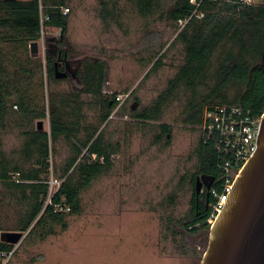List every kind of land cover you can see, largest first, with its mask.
I'll return each mask as SVG.
<instances>
[{
	"label": "rangeland",
	"instance_id": "1",
	"mask_svg": "<svg viewBox=\"0 0 264 264\" xmlns=\"http://www.w3.org/2000/svg\"><path fill=\"white\" fill-rule=\"evenodd\" d=\"M103 1L115 9L107 20ZM162 1L154 13H142L132 0H119L117 6L113 0H68L69 54L80 67L86 59L106 62L104 91L130 95L101 127L105 138L116 143L114 164L83 190L80 212L67 217L66 228L56 224L55 232L43 240L29 239L28 231H23L11 264H200L210 226L197 232L185 226L191 219L193 179L201 174L197 153L201 130L199 124L186 121L184 113L192 89L183 84L159 117L143 119L134 112L157 99L185 60L182 29L166 13L174 0ZM60 32L44 27L37 53L44 65L48 39H56ZM42 80L43 87L33 89L44 97L45 116L28 123L38 128L42 121L39 129L48 131L51 110L62 94L72 91L73 80L52 79L48 72ZM41 93L36 98L39 104ZM80 98L83 121H96L102 114L97 96L82 93ZM107 101L105 97L103 104L109 108ZM11 107L10 115L0 118V159L27 167L30 162L23 159L22 148L28 123L22 125L21 118H29L20 106ZM162 123L172 125V134L158 138ZM53 146V170L62 174L71 147L64 139ZM9 201L10 219L15 221L26 206L14 197L3 203Z\"/></svg>",
	"mask_w": 264,
	"mask_h": 264
},
{
	"label": "trees",
	"instance_id": "2",
	"mask_svg": "<svg viewBox=\"0 0 264 264\" xmlns=\"http://www.w3.org/2000/svg\"><path fill=\"white\" fill-rule=\"evenodd\" d=\"M113 1V6H117L119 0ZM196 1L200 2V9L206 15L190 21L180 31L185 43L184 63L152 104L134 111L137 117H159L167 101L183 84L192 89L184 106L188 122L200 125L205 109L221 104L241 105L255 113L264 109V2L239 9L235 2L227 0ZM67 2L0 0V118L10 115L13 104L20 106L29 118L27 121L21 118L22 125L45 116L44 97L33 88L43 87L45 72L49 78H56L58 54L68 51L69 12H63L64 7L70 8ZM132 2L142 13H154L163 3L162 0ZM102 3V15L107 20L115 14V9L108 7L106 1ZM195 7L192 0H174L166 13L178 25V20L188 16ZM45 26L57 27L61 32L56 39H48L44 65L40 57L30 54V44L41 39ZM80 65L76 76L71 78L72 91L62 94L51 110V129L42 130L39 123L38 128L28 123L24 130L26 139L22 154L30 165L25 167L5 157L0 159V221L5 231H28L27 238L43 240L55 232L56 224L66 228L67 217L80 212L83 190L114 164L116 143L107 140L101 128L112 113L110 107L103 104L107 96L104 91L106 62L86 59ZM31 91L34 94H30ZM38 93H41L40 104L36 102ZM82 93L97 96L96 106L102 114L96 121H83ZM161 127L158 138L172 134L171 124L162 123ZM60 139L68 141L71 155L62 174H55L52 152L53 145ZM197 153L199 173L218 172L222 176L216 142L206 141L201 135ZM51 176L59 178L61 183L49 201ZM198 177L196 173L189 212L191 219L185 224L191 232L210 226L207 218L212 195L208 199L206 194L196 193ZM215 185L220 187L221 181ZM8 197L18 198L26 206L15 221H11L12 213L8 209L12 201L3 203ZM55 204L63 207L57 210Z\"/></svg>",
	"mask_w": 264,
	"mask_h": 264
},
{
	"label": "water",
	"instance_id": "3",
	"mask_svg": "<svg viewBox=\"0 0 264 264\" xmlns=\"http://www.w3.org/2000/svg\"><path fill=\"white\" fill-rule=\"evenodd\" d=\"M31 54L39 51L38 40L30 44ZM55 76L68 72L55 62ZM42 121H39V127ZM258 146L241 169L217 217L209 228V243L200 264H264V115L257 139ZM212 178V175H207ZM204 177V174L201 175ZM212 183V182H211ZM201 184L196 182V192ZM5 239L22 240L20 230H8Z\"/></svg>",
	"mask_w": 264,
	"mask_h": 264
},
{
	"label": "built area",
	"instance_id": "4",
	"mask_svg": "<svg viewBox=\"0 0 264 264\" xmlns=\"http://www.w3.org/2000/svg\"><path fill=\"white\" fill-rule=\"evenodd\" d=\"M235 2L239 9L249 5H259L264 0H227ZM196 4L195 9L186 17L178 20V27L183 29L190 21L194 19H202L206 12L200 9V2L192 0ZM69 7H64L63 12L68 13ZM42 18V23L44 21ZM42 29L41 34L43 33ZM107 94V104L110 108L123 103L130 95V92L110 93ZM261 112H253L241 105L221 104L214 108H206L203 119L199 125L201 135L206 141H214L217 143L219 154V167L223 170L220 178L221 186L213 185L210 189L212 200L210 201V211L207 221L211 225L218 217L226 198L238 177L243 166L248 162L254 154L258 143V134L261 128L262 116ZM112 116V113L111 115ZM61 180L51 176L49 180V201ZM57 210L63 206L55 204ZM5 230H3L0 221V264H11L16 251L20 245L11 243L5 239ZM10 245H13L10 247Z\"/></svg>",
	"mask_w": 264,
	"mask_h": 264
},
{
	"label": "flooded vegetation",
	"instance_id": "5",
	"mask_svg": "<svg viewBox=\"0 0 264 264\" xmlns=\"http://www.w3.org/2000/svg\"><path fill=\"white\" fill-rule=\"evenodd\" d=\"M58 61H59V68L62 70H66L68 72L67 78H73V76H76L79 64H77L75 60L71 57V55L69 54V51H65L64 54L60 52L58 54ZM202 174H204V177H201ZM207 175H212V178L208 177ZM220 178L221 176H219L218 172L201 173L200 176L197 178V181H199L201 184V190L199 193L198 192L196 193L199 195L206 194L207 198L209 199L210 189L212 188L213 185H215L216 183L220 181Z\"/></svg>",
	"mask_w": 264,
	"mask_h": 264
}]
</instances>
